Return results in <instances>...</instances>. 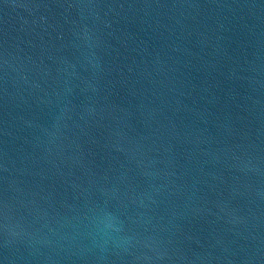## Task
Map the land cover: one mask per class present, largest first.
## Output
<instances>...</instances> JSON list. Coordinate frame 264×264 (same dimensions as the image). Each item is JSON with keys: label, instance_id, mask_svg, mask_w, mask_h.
I'll use <instances>...</instances> for the list:
<instances>
[{"label": "water", "instance_id": "1", "mask_svg": "<svg viewBox=\"0 0 264 264\" xmlns=\"http://www.w3.org/2000/svg\"><path fill=\"white\" fill-rule=\"evenodd\" d=\"M0 264H264V0H0Z\"/></svg>", "mask_w": 264, "mask_h": 264}]
</instances>
